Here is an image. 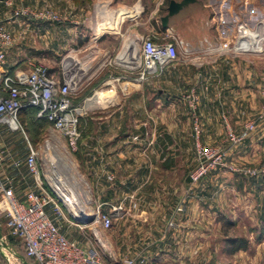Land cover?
I'll return each instance as SVG.
<instances>
[{"label":"rangeland","instance_id":"1","mask_svg":"<svg viewBox=\"0 0 264 264\" xmlns=\"http://www.w3.org/2000/svg\"><path fill=\"white\" fill-rule=\"evenodd\" d=\"M168 2L169 0H13L12 5L8 6L3 0L0 1V25L11 32L15 39L13 44L15 50L20 54L19 56H24L30 67L35 63L43 62L51 72L55 73L68 74L71 71L73 73L81 71L77 76L81 80L86 73L83 70L88 67L86 65L90 68L96 67L106 56L100 68L94 70L95 73L99 71L95 78H102L105 73H110L113 77L123 76L118 81L114 80L115 78L110 80L109 85L100 84L95 88L100 92L114 86L115 93L111 96L109 104L93 103L89 106L94 94L91 86L94 75L87 80L90 75L84 78L82 83L79 81L78 86L73 89L77 104L81 108L80 139L75 150H72L68 140L53 131L49 124L44 122L39 125L32 124L20 114L22 129L11 131L5 126H0V150L4 156L3 161L12 158L17 168H22L24 166L22 162L25 161L28 153V143L39 149L41 154L39 164L44 187H48L46 182L48 178L54 190L47 189L67 218H59L56 221L63 233L84 246L96 245L106 262L116 264L123 257L140 254L142 246L154 243L155 237L152 232H155L154 228L157 224L160 226L162 224L134 220L133 213L138 208L144 207V202L139 205V198L128 197L129 203L124 209L125 203L118 193L116 163L109 165L106 162L102 163L101 148L108 149L112 153L116 152L121 148L119 146L122 143L114 140H119V135L127 133L126 136L128 135L131 141V143L128 141L127 145L135 142L145 152H150L157 147V139H162L161 136L166 138L168 126L161 122V118L169 119V116L173 115L170 103L177 102L178 112L186 113L189 119L194 167L188 176V188L182 195L175 196L171 217L165 223V227L167 230H175L184 223L181 217L186 213L188 200L193 197L196 199L195 210H203L206 219L203 225L193 222L184 227L185 230L189 228L190 233L187 235V244L192 249L196 247L198 250L187 253L172 251L168 261L182 264H264V176L262 173L251 176L245 172L248 169L264 171V54L236 55L220 50V47L226 44L229 48L234 45L238 24L244 23L252 29L261 26L263 28L264 0H202L207 5L205 8L196 4L190 10L184 9L172 21V24H176V30L168 29L169 33L166 31L165 33L151 24L149 16L157 10V24H159V17L166 13ZM46 6L58 16L59 20H43L39 17V13ZM76 6H82L84 10L77 14L79 10ZM100 9L105 10L104 15ZM17 10H24V15L15 16L14 12ZM116 10L119 11L118 16L122 20L119 26L98 33L96 27L108 20L110 13ZM135 10L138 11L140 19L134 26ZM203 16L208 19H204ZM207 20L213 22L209 25V33L206 35L210 42L203 40L202 37L199 38L201 31L196 28L203 26ZM218 23L221 24L219 28L216 26ZM217 29L220 31V36ZM121 35L125 42L121 40ZM145 37H150L155 42L172 41L176 44L177 60L165 72L177 71L178 75L175 78H165L164 72L160 76L142 81V83L147 82V87L152 85L163 91L156 95L152 93L148 97V102L151 101L154 108L150 111V103H146V112L143 111V121L147 120L146 124L139 128H135L133 124L125 125L124 131L120 129L122 128L120 120L128 110L126 112V109L117 105L122 93L119 87L128 85L129 76H134L139 67H129L128 61L123 65L120 59L135 61L132 55L135 52L140 63L141 39ZM69 56L77 62L66 65L64 59ZM233 59L235 62H231ZM230 63L238 70L237 92L234 94L226 92L229 91L228 84L231 80L221 73L223 69L230 67ZM182 69L185 71L183 75L180 73ZM245 71L253 73L250 75ZM201 83L208 85L212 91L198 93L196 88ZM173 85L183 87L182 91L167 93V88ZM192 92L197 97L193 106L189 102ZM156 97L160 100L153 102ZM202 100L207 101L210 104L208 106L215 107L211 110L205 108V118L200 110ZM104 116L113 120L103 125H96L91 120ZM203 122L218 123L223 132V139L213 141L212 138L203 137ZM249 123L254 125L252 130L246 129ZM195 126L200 130L198 139L194 134ZM150 134L153 137H150ZM230 134L241 139L233 142L229 138ZM104 136L105 140L101 141ZM134 137L137 139L134 140ZM196 145L215 155L220 154L221 162L209 168L196 184H191L190 174L199 163ZM93 149H95L94 155L98 153L95 157L92 156ZM146 159L149 160V157ZM213 159L214 157H211L207 161L208 164ZM59 161L64 164L63 169L69 168L74 182L79 185L82 204L72 195L69 196V190H66L70 189V185L66 190L64 188L62 190L57 182L53 181L59 171L57 169ZM109 166L112 167L109 169ZM108 176L112 179H108ZM22 189L25 191L27 188ZM201 191L204 192L203 195ZM181 204L184 210L178 213L176 209ZM118 206L122 209L114 210ZM97 208L112 214L113 224L109 229H104L93 222L90 224L69 222L71 214L74 217H81L83 212L90 216L96 213ZM3 210L0 199V233L6 244L3 247L5 255H0V264H24L21 258L22 246L9 236ZM124 210L128 215L126 217L123 215ZM46 211L51 215V206H48ZM197 224L200 226L198 230H204L199 236L192 235L193 230L197 229ZM234 236L246 237L247 248L230 253L231 245L225 239ZM171 240L169 243H177L175 240H179V235L172 236ZM30 264L34 263L30 262Z\"/></svg>","mask_w":264,"mask_h":264},{"label":"built area","instance_id":"2","mask_svg":"<svg viewBox=\"0 0 264 264\" xmlns=\"http://www.w3.org/2000/svg\"><path fill=\"white\" fill-rule=\"evenodd\" d=\"M3 1L8 6L13 3V0ZM24 13V10H17L14 15L18 17ZM39 17L43 20H59L58 16L48 6L43 8ZM261 25L263 24L261 23ZM257 29L258 27L249 28L244 23L238 24L234 45L229 48L226 44L220 47V50L236 55L264 54V39L260 43L255 40ZM14 42L15 39L11 32L0 25V126H5L11 131L20 130L22 129L19 121L20 111L27 107L37 108L36 117L46 119L50 123L51 129L68 140L69 147L75 150L80 139L81 108L73 101L74 92L70 76L65 72L61 74L51 72L50 68L43 62L33 64L27 71L19 70L14 75L5 74L6 57ZM252 44L255 48L249 50L248 47ZM177 55V46L172 41L155 42L150 37L142 38L140 63L137 66L139 68L134 76L129 77L134 82H142L160 76L175 63ZM93 93L91 98L97 92L93 91ZM190 96L192 98L189 102L193 106L197 97L193 92ZM253 128V123L246 125L247 130ZM194 134L195 138L198 139L200 135L198 126L194 127ZM229 138L233 142L241 139L234 134H230ZM133 139L136 140L137 137ZM196 148L199 163L190 174L191 184H196L209 168H213L221 162L220 154L215 155L199 145H196ZM45 149H47L46 145ZM40 155L39 149H35L28 143L25 164L29 174L34 178L36 191L28 190L21 197H18L14 191L12 179L3 176L0 171V199L7 219L8 233L23 240L27 256L31 257L37 264H111L104 260L101 250L96 245H82L76 239L66 236L61 226L57 224V219L67 218L61 206L48 191V189H53L45 176L48 189L44 187L39 164ZM3 157L0 150V165L3 162ZM211 157L214 159L208 164L207 161ZM245 172L251 176L260 173L264 176L263 170L260 172L256 169H248ZM108 179H112V177L108 176ZM48 206H51V215L46 211ZM116 209L120 210L122 207L114 208V210ZM183 210L182 204L176 209L178 213ZM73 217L71 214V219ZM71 219L68 221L74 224V220ZM94 223H98L104 229H109L113 224V216L111 213L97 208L94 214ZM144 262L145 257L138 254L133 257H123L116 264H144Z\"/></svg>","mask_w":264,"mask_h":264},{"label":"crops","instance_id":"3","mask_svg":"<svg viewBox=\"0 0 264 264\" xmlns=\"http://www.w3.org/2000/svg\"><path fill=\"white\" fill-rule=\"evenodd\" d=\"M179 1V0H177ZM197 4L202 5V7H206L207 5L202 2V0H197ZM196 6V5H195ZM78 7L77 14L82 12L84 8L82 6H76ZM191 9V8H190ZM189 9V10H190ZM102 11V14L104 15L105 10L100 9V12ZM118 10L112 11L110 13V17L108 20L104 21L103 23L99 24L96 28L97 31L99 28H103L106 26H111L112 23H114L116 20H118L120 17L118 16ZM137 10L133 13V25L135 26L140 19L139 13L137 14ZM140 12V11H139ZM164 15V14H163ZM112 16V17H111ZM178 17V16H177ZM160 18V17H159ZM176 17L172 18L169 22V28L166 29V32L169 33L168 29L176 30V24H172V21ZM203 18H207L206 16H203ZM121 19V18H120ZM149 19L152 21L154 20L157 24V10L154 13H151L149 16ZM208 19V18H207ZM213 23L207 20V23H205L201 27H196L197 29H200V33L198 36L199 38L202 37L203 40H207L206 35L209 33V25ZM160 24V20H159ZM202 24V23H201ZM161 25V24H160ZM3 26V25H2ZM217 28L221 26L220 23L216 25ZM162 27V26H161ZM203 29V30H202ZM155 31V30H154ZM219 36L220 31L217 29ZM165 32V33H166ZM117 39V38H113ZM96 40H98L96 38ZM121 40L125 42V39L121 35ZM209 40V39H208ZM207 40V41H208ZM211 41V40H210ZM208 41V42H210ZM123 53V52H122ZM135 52L132 53L133 56H135ZM20 54L15 50V46H12L10 50L8 51L6 62L4 65V73L14 75L19 70L27 71L31 67L28 64V61L25 60L24 56H19ZM106 56H104L105 58ZM99 62V64L96 67H89L83 68V70L86 71L83 79L79 80L77 77L78 74H81L80 72H74L71 71L68 73L72 80V88L74 89L76 86H78V82L82 83L86 78L89 79L91 76L93 80L92 82V88L94 91H96L97 95L95 97L91 98V102L89 103V106L94 104L98 105H105L111 103V96L115 93L114 86H112L108 90L104 91H97L95 88L100 86V84H103V86L109 85L110 80H119L120 77L123 78V76H112L110 73H105L104 76L95 78V76L99 73H95V69L99 66H101L103 59ZM121 63L123 65H126L125 61L129 62V67H137L138 64H135L133 66L132 64L135 61H129L124 60L123 58L120 59ZM77 62L76 59L73 60V64ZM231 62H235V60H231ZM105 63V62H104ZM104 65V64H103ZM106 67V65H104ZM100 68V67H99ZM98 68V69H99ZM82 69V68H81ZM103 69V68H102ZM249 73L252 75L253 72L245 71V73ZM95 73V74H94ZM177 71H167L165 72V78H175L178 74ZM182 75L185 73V71L182 69L181 72ZM222 76H228L231 80L229 85V94H234L237 92V77H238V70L232 63H230L229 68L223 69L221 72ZM92 74V75H91ZM128 85L123 86V88H120V91L122 92L119 96V101L117 105H120V107H123V109H126V112L128 110V113L132 114L130 116L128 113L124 115L120 120V129L126 130L124 127L125 125L128 126L130 124H133L135 128H139L142 125H145L146 121H143V111L146 112L145 107H147L146 103H150V111L153 110V106L151 105V101L148 102V97L151 96L152 93L155 95L157 93H160L163 91L162 89L155 88V86H148L147 82H134L132 79L129 78ZM152 81V80H151ZM150 82V81H148ZM152 84V83H151ZM170 87V88H169ZM168 88L170 90H166L167 93H175V91H179L183 89V87L179 86H169ZM124 89V90H123ZM212 91L211 88L208 85L200 84L197 86L196 91L198 93L206 92V91ZM74 100L76 99L75 93L73 95ZM160 97H163L160 95ZM159 98V97H158ZM160 100L155 98V101ZM85 103V102H84ZM202 107L200 110H202L201 114H203L204 118L206 117V109L211 110V108L207 103V101L202 100L201 102ZM88 107V106H85ZM177 107H179V104L177 102L170 103L171 111H173V115L169 116V119L161 118V122L163 124H166L168 126L167 132L165 133L166 138L163 136L160 140L157 139L155 148L151 149L150 152H145L140 146H138L137 143H133L132 145H127L126 143L129 141L130 137L123 133L119 135V143H122L117 149L116 152L112 153L110 150L101 148V159L102 163L106 162V164L109 165V163H116L117 167V183H118V193L119 197L123 202L125 203L124 209H126V204L129 203L128 197L133 196L134 198H139V205H141L144 202V207L138 208L133 213L134 220H140V221H148V222H161L162 226L160 224H157L155 226L154 230L155 232H152L153 236L155 237V242L148 244L146 246H142L140 248V255L145 257L144 264H174L175 262H169L168 258L172 251L175 252H189L192 250H198L196 247L191 248L187 244V235H190L189 228L184 229L186 225L189 223L192 224L198 223L202 224L204 220L206 219V213L201 211H196V199L195 197L188 200L186 213L181 217V221L183 220L184 223L178 226V229L175 230H167L165 227V223L170 219V213L173 208L174 200L176 197L182 195L185 192V189L188 188V180H189V173L193 169L194 164L192 162L193 159V151H192V135L189 132V119L186 117V113L184 112H178ZM156 108V107H155ZM205 111V113H203ZM210 113V112H208ZM215 114V113H214ZM91 120L94 121L96 125H103L105 123H110L113 119L108 118L107 116L104 117H97V118H91ZM150 123V122H149ZM170 125V126H169ZM203 128V137L212 138L213 141H219L223 139V132L220 130V125L216 122H205L202 123ZM128 132V131H127ZM150 137H153V135L150 134ZM101 141L105 140L104 138H101ZM111 139V138H110ZM115 139V138H114ZM194 139V138H193ZM104 146V144H103ZM95 149L91 150L92 156H97V154L94 155ZM146 157H149V160L146 159ZM26 160V158H25ZM24 166L22 168H17V166L14 164V161L12 158H9L5 161H3L0 165V171L3 176H7L12 179L13 187L16 195L18 197H21L26 191L28 190H36V186L34 184V178L29 174L25 161L22 162ZM102 164V169H103ZM112 166H109V169ZM115 169V167H113ZM105 172V170H104ZM23 187L27 188L25 191L22 189ZM132 190V191H131ZM133 193V194H131ZM201 194L204 193L203 191L200 192ZM203 195V194H202ZM174 197V198H173ZM144 201H142V199ZM198 201V200H197ZM136 206L137 203L135 202ZM147 205V207H146ZM123 215L126 217L128 216L125 213V210L123 211ZM164 222V223H163ZM189 224V225H190ZM197 224V225H198ZM164 227V228H163ZM196 230H193V234L195 236H199L203 234L204 230H198L200 229V226L198 225L196 227ZM179 240H175L177 243H169L172 236H178ZM191 235V236H192ZM169 262V263H168ZM143 264V263H142ZM175 264H182L181 262L175 263Z\"/></svg>","mask_w":264,"mask_h":264},{"label":"bare ground","instance_id":"4","mask_svg":"<svg viewBox=\"0 0 264 264\" xmlns=\"http://www.w3.org/2000/svg\"><path fill=\"white\" fill-rule=\"evenodd\" d=\"M123 19V18H122ZM122 22V20L119 18L118 20H116L114 23H112L111 26H106V27H103V28H99V32L98 33H103V32H106V31H110V30H113L115 28H117L119 26V24ZM264 39L263 37V28L262 26L258 28V30L255 32V40H257V42L260 41L262 42V40ZM240 47V46H239ZM252 48H255L254 44H252V46H249L248 49L251 50ZM136 56V57H135ZM134 56V60L135 62L132 64L133 66H135V64H138L139 63V57L137 56V54H135ZM64 63L66 65L68 64H73V60H72V56H69V57H66L64 59ZM139 65V64H138ZM86 76V75H84ZM71 79V78H70ZM72 81V80H71ZM98 94V93H97ZM96 94V95H97ZM95 97V96H94ZM55 168V167H54ZM64 168V164H62V162L59 161V167L57 168L59 171H58V174H55L54 176V179L53 181H56L57 184L59 185L58 187H60L62 190L63 188L66 190L67 187L70 185V189H67L66 191L69 190V196L72 195L74 197V199L78 202H81V190L79 188V185H76V183L74 182L73 180V176L70 174V170L68 167H65L66 169H63ZM55 173V172H54ZM53 173V174H54ZM48 179V178H47ZM49 181V180H48ZM50 183V181H49ZM51 185V184H50ZM52 187V186H51ZM53 189V187H52ZM54 190V189H53ZM80 190V191H79ZM63 192V191H62ZM56 193V192H55ZM57 194V193H56ZM58 195V194H57ZM59 196V195H58ZM73 201V200H72ZM67 205V204H66ZM78 217V216H77ZM85 217V214H83L82 212V215L81 217H78V218H84ZM95 224V223H94ZM94 226V225H93ZM3 250V248H2Z\"/></svg>","mask_w":264,"mask_h":264},{"label":"trees","instance_id":"5","mask_svg":"<svg viewBox=\"0 0 264 264\" xmlns=\"http://www.w3.org/2000/svg\"><path fill=\"white\" fill-rule=\"evenodd\" d=\"M166 12H167V10H166ZM151 24L153 26H155L157 30L162 31V32H165L166 29H167V28L161 27L160 24H156L154 20L151 21ZM73 101L75 103H77L76 99L73 100ZM37 111H38L37 108L27 107V108H24V109H22L20 111L19 116H20V114L24 115L26 120L30 121L32 124L39 125L41 122H44V123L50 125V123L46 119H39V118L36 117ZM9 236L12 239H15L16 241H18L20 243V245L22 246V249H23V256L26 258V260L29 263L33 262L34 264H37L31 257L27 256V254L25 252V249H24L23 240L20 237H17V236H11L10 234H9ZM225 240H226L227 243H229L231 245V248L229 249L230 253H233V252H235L237 250H240V249H246L247 246H248V239L246 237H244V236L227 237Z\"/></svg>","mask_w":264,"mask_h":264},{"label":"water","instance_id":"6","mask_svg":"<svg viewBox=\"0 0 264 264\" xmlns=\"http://www.w3.org/2000/svg\"><path fill=\"white\" fill-rule=\"evenodd\" d=\"M197 3V0H169L168 6L166 8V14L160 16L159 18L161 26L163 28H169V22L172 18L177 17L184 9H190ZM73 220L80 224H90L94 221V215H85L84 218H78L77 216H75L73 217ZM5 246L6 244L4 243L2 235L0 233V254L2 255H5L2 250V248ZM21 258L24 264H30L24 256H21Z\"/></svg>","mask_w":264,"mask_h":264}]
</instances>
